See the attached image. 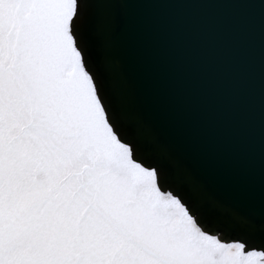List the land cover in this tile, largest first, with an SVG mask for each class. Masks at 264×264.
I'll list each match as a JSON object with an SVG mask.
<instances>
[{"label":"snow or ice","instance_id":"obj_1","mask_svg":"<svg viewBox=\"0 0 264 264\" xmlns=\"http://www.w3.org/2000/svg\"><path fill=\"white\" fill-rule=\"evenodd\" d=\"M153 4L254 22L231 107L205 123L241 192L177 162L153 97L133 116L113 90L120 19ZM0 264H264V0H0Z\"/></svg>","mask_w":264,"mask_h":264},{"label":"water","instance_id":"obj_2","mask_svg":"<svg viewBox=\"0 0 264 264\" xmlns=\"http://www.w3.org/2000/svg\"><path fill=\"white\" fill-rule=\"evenodd\" d=\"M224 4L138 6L120 19L114 50L122 61L107 68L113 90L135 116L153 97L149 127L218 193L241 192L245 177L231 154L205 131L234 99L238 62L254 23ZM100 59L108 50L101 44Z\"/></svg>","mask_w":264,"mask_h":264}]
</instances>
